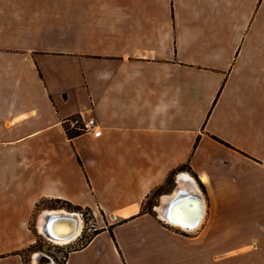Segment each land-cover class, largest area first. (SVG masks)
Instances as JSON below:
<instances>
[{
  "label": "crops",
  "instance_id": "obj_1",
  "mask_svg": "<svg viewBox=\"0 0 264 264\" xmlns=\"http://www.w3.org/2000/svg\"><path fill=\"white\" fill-rule=\"evenodd\" d=\"M80 113L97 126L70 138ZM184 166L186 223L146 212ZM42 200L134 217L65 264L264 252V0H0V264H24ZM162 210L204 214L185 233Z\"/></svg>",
  "mask_w": 264,
  "mask_h": 264
},
{
  "label": "rangeland",
  "instance_id": "obj_2",
  "mask_svg": "<svg viewBox=\"0 0 264 264\" xmlns=\"http://www.w3.org/2000/svg\"><path fill=\"white\" fill-rule=\"evenodd\" d=\"M183 173L184 170H181L177 174L170 176L168 183L164 185V191L154 192L150 196L146 202V212L148 211L154 214L155 217H159L158 208L163 205V197L166 195H172L178 188H180V178ZM201 188L204 192V188ZM72 205L73 206L55 200H42L38 202L34 207L32 216L28 220L27 225L29 233L34 239V243L27 248L13 251L7 256L18 255L22 258L24 264H48L43 262V260H40L41 257H49L52 261L56 262V264H65L67 258L72 252L85 247L97 233L100 234L104 230H109V232L112 231L113 234H115L114 231H119L120 226L132 220H115L111 218L110 215L103 212H94L91 208H78L81 206ZM50 210L53 212H62L66 210L65 212L68 213L83 214V230L80 237L65 246L55 244L45 234L40 232V227L47 219L45 212ZM219 264H264V252L262 251L258 254V252L252 250L251 253H245L232 261L223 260Z\"/></svg>",
  "mask_w": 264,
  "mask_h": 264
},
{
  "label": "bare ground",
  "instance_id": "obj_3",
  "mask_svg": "<svg viewBox=\"0 0 264 264\" xmlns=\"http://www.w3.org/2000/svg\"><path fill=\"white\" fill-rule=\"evenodd\" d=\"M181 178L183 180L182 181L183 187L184 186H189L191 188L193 187L194 181L192 180V178H190L189 175L186 174L184 176H181ZM182 196L183 195H181L178 191H176L174 195L168 198L163 197V205H161V206H165L169 200H174V203L171 206L172 217H173L172 220L174 219L176 221H179L178 224H181V225L186 223L185 214L187 213V210H188L187 208L189 206V204L186 201H184L185 199H183ZM65 211H62V212L61 211L53 212L51 210L46 211L45 215L47 216V219L44 221V224L40 227V232L45 234L55 244L66 246V245H69L72 241L80 237L82 230H83V221L81 218H79L80 220L77 219V226L73 229L72 224L76 223V221L74 222L72 221V219L67 218V217L77 218L79 217V215L77 213H68ZM160 213H161L160 214L161 220L163 221L166 220L165 222L168 225H171L172 227L178 230L180 229L179 227L176 226V224H172L171 223L172 221L165 217V215L163 214V210ZM203 214H204V211L202 210L199 213L201 219H202ZM200 218L198 217V219H195V220L191 219L189 226L187 227L185 226L186 227L185 229L181 228L180 230L181 231L185 230L190 233L196 232V230L199 228V225H200ZM73 233H75V235L72 239L70 240L66 239L70 234H73ZM43 259L44 257H41L40 260H43Z\"/></svg>",
  "mask_w": 264,
  "mask_h": 264
},
{
  "label": "built area",
  "instance_id": "obj_4",
  "mask_svg": "<svg viewBox=\"0 0 264 264\" xmlns=\"http://www.w3.org/2000/svg\"><path fill=\"white\" fill-rule=\"evenodd\" d=\"M66 130L68 132L90 133L97 126L96 120L87 118L84 114H78L65 120ZM79 218H83V214H78ZM185 233H189L183 230Z\"/></svg>",
  "mask_w": 264,
  "mask_h": 264
},
{
  "label": "trees",
  "instance_id": "obj_5",
  "mask_svg": "<svg viewBox=\"0 0 264 264\" xmlns=\"http://www.w3.org/2000/svg\"><path fill=\"white\" fill-rule=\"evenodd\" d=\"M80 134H82V133H79V132H68V135L70 136V138H74V137H76V136H78V135H80ZM226 145H227L228 147H231V146L228 145V144H226ZM187 168H188L187 166H184V167H181L180 170H178V171H181V170H187ZM178 171H174V172H173V175L177 174ZM169 179H170V178H169ZM169 179L166 181V183H168ZM166 183H165V184H166ZM165 184H164V185H165ZM164 185L161 186V187H159V188H158L156 191H154V192H157V191H164V190H163ZM55 201H57V202H61V203H66V204H68V205L73 206L72 203L67 202V201H63V200H55ZM78 208H82V207H78ZM133 218H134V217H132L131 219H133ZM98 234H99V233H97L96 236H97ZM110 234H111L112 238L116 241L115 236H114V234H113L112 231L110 232Z\"/></svg>",
  "mask_w": 264,
  "mask_h": 264
},
{
  "label": "water",
  "instance_id": "obj_6",
  "mask_svg": "<svg viewBox=\"0 0 264 264\" xmlns=\"http://www.w3.org/2000/svg\"><path fill=\"white\" fill-rule=\"evenodd\" d=\"M189 197H195V198H197V196H194V195H189ZM67 218H70V219H72V221H76V223H74V224H72L73 225V229L77 226V219L78 220H80L79 219V217H74V218H72V217H67ZM71 225V226H72ZM74 235H75V233H73V234H70L66 239H68V240H70V239H72L73 237H74ZM52 237V236H51ZM54 239V238H53ZM56 239V238H55ZM43 262H45V263H52L53 261H52V259L51 258H49V257H45L44 259H43Z\"/></svg>",
  "mask_w": 264,
  "mask_h": 264
}]
</instances>
